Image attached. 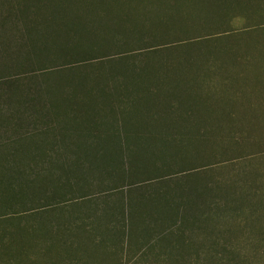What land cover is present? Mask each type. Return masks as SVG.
I'll return each mask as SVG.
<instances>
[{
  "label": "rangeland",
  "instance_id": "1",
  "mask_svg": "<svg viewBox=\"0 0 264 264\" xmlns=\"http://www.w3.org/2000/svg\"><path fill=\"white\" fill-rule=\"evenodd\" d=\"M21 1L0 0V16L11 13L17 18L7 26L0 24V42L5 39L18 45L29 40L25 29L35 22L40 41L50 50L42 68L36 57L17 48L11 58L0 57V79L7 82L0 121V193L4 198L0 200V264H44V251L52 243L48 238L62 237L65 231L72 234L83 225L88 230L118 233L116 238L126 230L133 234L107 242L101 236L95 243L85 238V248H73V252L69 240L60 239L51 254L56 264H64L63 258L66 264H264V202L259 196L264 192V0H159L163 4L134 0L129 5L125 2L123 8L108 3L103 18L100 7L86 4L88 0H65L67 10L56 18L50 2L56 5L58 0H41L49 4L42 9L31 8L27 0L22 3L31 9L24 18L18 9L24 5ZM138 9L146 16L134 18ZM126 14L134 19L126 23ZM105 23L115 28L121 23L124 38L106 31ZM74 27L82 31L76 33ZM98 44L102 52L89 57L87 52L98 50ZM64 46L69 53H83L90 60L87 64L67 61ZM175 66L173 73L164 72ZM124 83L134 92L127 96L133 98L129 108L136 109L132 115L119 103L124 99L120 97ZM90 89L102 111L108 112V121L120 123L124 118L123 126L147 130L150 135L140 143L143 159L147 160L144 154L152 155L148 163L155 160L164 167L160 171L166 175L163 181L132 186L131 203L120 200L118 190L112 189L115 181L106 177L92 176L89 193L58 183L62 162L70 167L71 163L59 156L55 163L51 161L63 152L59 148L64 149L65 143L56 137L63 133L65 123L70 127L68 135L72 132V97H83ZM101 90L114 94L103 98ZM236 93L242 102L228 100ZM214 94L221 101L206 102L205 97ZM111 99L113 107L103 105ZM254 124L263 127L255 134L259 146L251 142L243 151L218 158L208 151L200 162L192 155L179 154L169 165L160 159L161 144L154 143L170 141L173 132L198 139L209 128V138H214L224 128L241 131ZM72 139L75 143L68 138V146L75 147L74 139L82 141ZM121 142L117 139L100 148L122 166L126 153ZM52 167L54 185L50 184ZM130 180L122 184L118 180L116 186L127 188ZM30 181L38 188L28 185ZM225 182L242 188L249 200H224ZM158 191L173 198L162 203L163 215L150 202L140 204L137 196ZM69 243V247H59Z\"/></svg>",
  "mask_w": 264,
  "mask_h": 264
},
{
  "label": "trees",
  "instance_id": "2",
  "mask_svg": "<svg viewBox=\"0 0 264 264\" xmlns=\"http://www.w3.org/2000/svg\"><path fill=\"white\" fill-rule=\"evenodd\" d=\"M25 1L27 0H22L20 3L22 2L25 3ZM66 1H69V0H66ZM133 1L134 0H88L86 4L88 5L97 4L100 7L99 16L103 18V16L105 15L104 9L108 3H112L113 6H117L118 8H123L126 3L129 5L130 2H133ZM136 1L142 2V0H136ZM28 2H32L31 6L33 7L29 6L28 4L22 3L24 4L22 8L21 7L18 8L21 12V16L24 18L28 16L27 11H30L31 8L42 9L49 5V4L46 5L45 2L41 3V0H28ZM38 2L40 4H37ZM64 2L65 0H58L56 5L50 2L51 6H54V9L52 10L53 11L52 15L55 18L57 16L62 17L60 11L64 12L67 10V7L64 5ZM157 3L163 4V1L158 0ZM152 5L154 4L152 3ZM29 7L31 8L29 9ZM141 10L142 9H138L136 11L135 15H133L134 18H137V17L140 18L141 15L146 16V12L141 11ZM175 13H176V10H175ZM115 16H116V13H115ZM115 16H114V19L116 20ZM124 16L127 17V19L125 20L126 23H128L130 19L132 20L134 19V18H131L129 14L128 15L126 14ZM80 18L83 19L84 16H80ZM11 19L13 22L17 18H15V15H12L11 13L1 14L0 24L2 26H7V22ZM77 23L81 24L80 22H77ZM101 23L102 22H100V24ZM157 24H159L158 26L162 25V23L160 22H158ZM37 25L38 23H35V22L30 23V28L25 29L27 32H29V35H30L29 40H24L22 43L18 45H10V43L7 40L3 39L0 42V57H2L3 59L1 58L0 59L4 60V59L11 58L14 54L12 50L14 48H17L20 51L22 50L25 51V54H27V56H29L30 58L36 57L38 59L39 68H42L43 63L48 56L50 46L46 44L45 42L40 41L39 39L40 30L38 29L39 27H37ZM115 26L116 28L109 25L108 23H105L104 29L106 31H109L111 34L114 32L120 33V38L123 39L124 37L122 33L121 23H117L115 24ZM73 31L77 33L78 31H82V29H78L77 27H74ZM6 32L7 31L3 32L4 37H5ZM70 32H72V29H70ZM33 35H34V38L38 37V39L35 40L33 38ZM131 37H133V41H135V37L133 35ZM146 38L147 39L150 38V34H147ZM98 40H101V39L98 38ZM101 41H104V40H101ZM39 42H41L42 44H39ZM63 50L65 53L68 54L66 55L67 58L69 59V60L67 59V61L75 62L74 64H77V63L87 64V62L90 60L89 57L94 56L95 54L99 52H102L99 44H98V50L92 49L90 52H87L89 57H87L83 53H79L75 51H72L71 53H69V48L65 46L63 47ZM128 52L129 51H125L124 53H128ZM176 67L177 66H175L174 68L169 67L171 70L168 69L167 71H164V72L166 74L173 73ZM142 72H144V70H141V72H138V73H142ZM8 77L9 76H4V78H8ZM6 86H7V82L3 81V79H0V121L1 122L3 119V112H2L1 105L3 101L5 100ZM119 88H121V85L116 87L115 90ZM91 90L92 89L87 90V92L83 94V97H80L78 94H74V96L72 97L71 103H70L72 105L71 110L73 112L72 121L74 123V129L73 127H71L72 132L70 131V134L68 135L70 127L67 126L68 123H65V126L61 125L62 129L64 130L63 133L59 134V136L56 137L58 139H61V141L65 143L64 149L59 148V150L61 152L63 150V152L60 155L56 154L54 156V159H52L51 161L55 163L56 158L59 156V157H64L68 161V164L71 163V167H70L68 165L65 166V164L62 162L63 164V167L61 170L62 175L58 177V183L62 186H65L71 189L72 191H73L74 186L79 188L81 191H87V188L88 190L91 191V188H93L92 185L94 181L90 179L92 176L95 178L106 177L107 179L111 181H115V185L113 186L112 189L118 190L117 193L121 195L120 200L123 202L124 200H127L129 203H131L132 196H134V194H132L134 190L132 186L137 182H139V184H143L144 182L151 184L154 182L163 181L166 178V175L161 173L160 171H163L164 167L157 165L155 160H152L154 162L151 161L150 163H148L149 161L148 158L152 157V155L148 156V154H144L146 155L147 160L143 159L144 149L141 148L140 143H143L142 141H145L148 138L146 134L150 135L149 133H147V130L142 131L139 128L130 129L128 126H123L122 122L124 118L120 123L115 122L114 120L108 121L107 117H105V115H108V112L102 111L101 104L95 100L97 98L96 93H94ZM131 93H134V92L132 90L130 92L127 88L126 83H124L123 87L121 88V95H120V97L121 98L124 97V99L119 103H121V105L124 106L125 108L123 109L124 112L129 111L130 115H132L133 111L136 110V109L131 110L129 108V106L132 104L130 103V101H133V98L129 99L127 96L128 94H131ZM113 94L114 93L106 94L103 92V90H101V93L99 95L102 96L103 98H107ZM211 98H214L217 101H221L219 96H216L214 94L213 96L208 95L207 97H205L206 102H210ZM191 99H194V97H192ZM112 100L113 99H111L110 102H106L103 105L107 107H113L114 101ZM228 100L232 103H238V102L240 103L242 102V97L239 96L238 93H236L230 96ZM112 110L113 108L109 109V111H112ZM140 112L141 111H139V113ZM48 126L49 128L53 129V126L52 127L51 125H48ZM211 128L220 129L223 127L214 126ZM261 128L263 127L261 126ZM261 128H257L255 124L254 126L245 127L241 131H231V130L228 131L227 128L226 129L224 128L222 129V134L214 138H209L210 132L208 128V129H204V131L199 133L198 139L196 136L193 137L189 133H182L181 135H179L178 133L173 132L171 135L172 137L170 138V141L167 139H164V140L161 139L158 142L156 141L154 142V143L161 144L159 145L160 147H158V149H159V155H161L162 158H160L161 156L160 157L157 156L156 158L157 159L160 158L161 161L166 159L165 161H168V164L171 165L173 162L178 160L177 156L179 154L192 155L195 162L203 161V154L208 151L215 152L216 153L214 155L215 158L227 156L230 153H233V151H236L239 149H241L242 151L245 150V147L249 145L251 142L255 143L254 146L256 145L259 146V142L257 141L255 134L256 133L258 134ZM68 138H70L72 142H73L72 138L82 139V141H77L74 139V141H76V144H74L75 147H71V146H68L67 144ZM115 139L116 140L122 139L120 146H121V149H123V151L126 153L125 158L123 157V159H121L120 161L121 163L123 161L122 163L123 167L120 164L118 165L115 164L116 162L115 158L112 159L110 154L104 153L105 149L102 151L101 149L103 148H100V147H105L107 145H108L107 147H109L110 145L114 143V141H116ZM55 148L56 147L53 146L52 150H55ZM55 151L56 153H58L57 149ZM154 155H155V152L153 154V158L155 157ZM108 158L110 160H107ZM183 158L188 159L189 157H183ZM164 164H166V162ZM169 165H168V169L170 168ZM149 167L150 169L148 170ZM52 168H53L54 173L50 179V184L54 185L56 184L57 181H56L55 169L54 167ZM151 169L153 170L154 173H148V171H150ZM18 178H20V174ZM31 178L34 179L33 176H31ZM129 178L131 179L129 184L125 185V186H128L127 188H125L124 186L122 187V185L116 186V184L118 183V180H121V184H122V182H124V179L128 180ZM1 179L2 178L0 177V180ZM132 180L134 181L133 183H132ZM2 181L3 180H1V183ZM38 181H39V178H38ZM27 184L35 185L38 188V185L36 184L35 181L27 182ZM23 191L21 192V194L23 193ZM87 192L89 193V191ZM222 192L224 193L223 199L228 202H237V201L244 202L245 200H249V197H250L247 195V193L242 188L231 187L230 184L226 182L223 184ZM90 195L91 194L87 195L85 198H88V196ZM97 196L98 198H101L99 196H103V195H97ZM137 196H139V200L141 201L140 204L145 205V203L150 202L157 209L158 208L161 209L162 212L160 211V214L162 213V215L164 213L161 207L163 205L162 203H169L170 200H173V198L170 195H167L165 191L164 192L158 191L153 194H142L141 193V194H138ZM259 196H260V201L264 202V192L259 194ZM102 198H107V196L105 197L103 196ZM0 200L1 201L4 200L2 191L0 193ZM29 210H31V208L26 209V211H29ZM134 214L132 213V215ZM184 215L187 216L186 211L184 212ZM78 229L80 231L72 232V234H69L68 231H65V234L70 235L69 242L71 243V246H70L71 252L74 251L73 248L82 251L85 248V246L83 247V243H82L85 240V238L89 239L90 242L95 243V240L97 239V237L101 236V240L103 241L104 239V242H107L105 240L114 239L116 238L114 235L118 234L115 232L98 231L95 229L88 230L85 225L79 226ZM20 233L21 232H18V234ZM120 234H121L120 237L125 238V237L131 236L133 233L126 230ZM59 240L60 239H58L56 242H58Z\"/></svg>",
  "mask_w": 264,
  "mask_h": 264
},
{
  "label": "crops",
  "instance_id": "3",
  "mask_svg": "<svg viewBox=\"0 0 264 264\" xmlns=\"http://www.w3.org/2000/svg\"><path fill=\"white\" fill-rule=\"evenodd\" d=\"M63 236V238L62 237H55V236H53V235H51V237H49L48 238V240L50 241V242H52V243H49L48 244V247L49 248H47V249H45V251H44V253H45V256H47L46 257V260H44L45 261V263L44 264H56V258H55V256L54 255H51L52 253H54L53 251H54V249H55V247L57 246V245H55V244H57V240L58 239H65V240H69L70 239V235H67V234H62ZM120 238H122V237H119V238H114V239H120ZM126 239H128V238H126ZM53 240H55L54 241V243H53ZM62 246H65V247H69L70 246V243L69 244H59V247H61V248H63ZM57 248V247H56ZM70 248V247H69ZM63 262H64V264H66L67 263V260L66 259H64L63 258Z\"/></svg>",
  "mask_w": 264,
  "mask_h": 264
}]
</instances>
